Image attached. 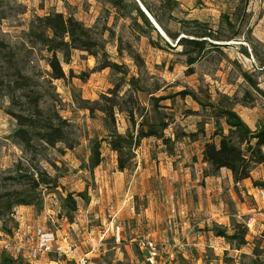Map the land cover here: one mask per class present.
Instances as JSON below:
<instances>
[{
  "label": "rangeland",
  "instance_id": "obj_1",
  "mask_svg": "<svg viewBox=\"0 0 264 264\" xmlns=\"http://www.w3.org/2000/svg\"><path fill=\"white\" fill-rule=\"evenodd\" d=\"M138 1L152 6L173 35L200 32L203 28L193 23L198 21L226 47L208 53L190 67L187 56L191 50L176 46L170 37L161 40L142 21L137 26L130 18L121 17L105 0H0V257L7 230H12L7 235L12 236L41 224L68 238L78 254L92 264H146L147 252L139 245L147 239L159 245L166 261L163 264H264V205L248 193H255L253 181L264 182V167L253 170V181L247 180V186L231 181L227 170L218 172L214 181L218 179L220 190L213 197L207 193L211 181L206 180L213 179L208 176L212 170L200 161L204 135H212L216 128L217 110L213 107L223 98L230 99V106L253 131L264 125V0H174L178 5L172 13L161 8L162 0ZM55 12L75 15L94 27L110 60L129 72L126 82L133 76L138 79L145 90L138 94L145 111L143 117L136 116L137 124L145 117L156 126H168L164 133L167 144L148 138L134 148L138 155L132 171L118 170L117 155L105 142L101 166L93 172L86 169L90 141L106 135L103 115L98 111L92 115L88 108L108 95L123 74L111 69L93 72L101 59L75 51L70 63H63L67 81L51 79L50 55L33 42L29 30L33 19ZM164 40L172 48L166 47ZM130 49L143 62L132 60ZM19 73L31 78L32 89L43 96V108L56 111L70 125L68 139L73 149L64 143L51 147L38 141L34 148L26 149L19 143L15 137L19 125L12 114H32L21 92L15 95L21 98L20 103H12V87ZM80 74L90 77L84 82L78 78ZM129 88L124 83L120 94ZM220 122L226 128L225 122ZM130 127L125 115H117L120 133ZM165 157L171 164L169 170ZM159 158L164 163L161 169ZM186 175L194 182L182 188L178 182ZM42 180L50 183L40 185L34 195L35 206L9 211V204L16 200L13 196L26 194ZM185 190L191 196L190 205L187 200L183 204ZM129 191L134 200L127 202ZM68 193L77 200L75 212L64 208ZM186 204L192 211L180 215V206ZM112 205L121 210L113 222L124 231L120 244L111 231L100 241L110 228ZM211 210L216 211V219L208 214ZM215 230L230 235L246 232L247 244L240 247L236 240L217 237ZM46 259L34 264H49Z\"/></svg>",
  "mask_w": 264,
  "mask_h": 264
},
{
  "label": "trees",
  "instance_id": "obj_2",
  "mask_svg": "<svg viewBox=\"0 0 264 264\" xmlns=\"http://www.w3.org/2000/svg\"><path fill=\"white\" fill-rule=\"evenodd\" d=\"M105 1L118 13H121V17L130 18L135 21L137 26H139V21H142L144 27L156 33L158 38L163 40V37L141 10L137 0ZM140 3L161 27L168 39L170 37L175 43L179 42L178 46H182L186 51L191 50L187 56L188 66L192 67L199 60L206 57L208 53L221 51L226 47L221 43L223 41L217 34L206 30L204 25L198 21L193 23L203 28L200 32H188L186 37L173 35L167 28L163 27L161 19L152 6L141 1ZM177 5L178 2L174 0L161 1V8L171 13ZM29 36L34 43L41 45L50 55L48 65L51 68L50 78L53 80L67 81L68 76L64 71L63 63L69 64L72 53L75 51L85 52L98 60L101 59L98 68L93 72L111 69L116 74H123L121 80L114 83V88L108 92V95L102 96L100 101L93 103L92 107L88 108L92 115L96 111L103 115L106 135L101 140L94 139L90 141L91 156L89 164H86L87 170L93 172L103 163V142L107 143L108 148L117 155L118 170L120 172L132 171L135 168L134 148L139 147L143 140L156 138L167 144L164 137L165 130L168 128L167 124L156 126L145 121V117L143 122L137 124L136 116L143 117L145 111V108L140 104L138 94L145 92V90L139 87L138 79L135 76L126 82L129 72H123L121 66L110 60L105 45L99 38L100 33L94 27L87 26L72 14L66 15L55 12L33 19ZM164 42L166 47L172 48L168 42L165 40ZM1 49H3V45L0 43ZM128 55L135 62H143L142 58L132 49H130ZM70 77L74 78L75 76L70 73ZM89 77L90 74H80L78 76L84 82ZM244 77L255 90L261 92L248 74H244ZM124 83H127L130 88L121 95L120 92ZM12 88V103H20L21 98L16 99L15 95L17 92H21L25 101L24 104L32 112L29 116L12 114L19 125L15 137L24 148H34V141L51 147H55L58 143H64L68 149L74 148V144L68 139L70 125L56 111L43 108V96L32 89L31 78L20 73L17 74V79L14 81ZM191 97L194 100L196 99L194 94H191ZM166 99L161 98V100ZM229 100L228 97L223 98L218 107H213L217 110L214 116L216 128L212 135H204L202 161L212 170L208 176L214 177L218 172L227 170L230 172L235 184H240L247 180L253 181V170L258 166L264 167V125L253 131L230 106ZM119 114L125 115L131 124V127L124 134L120 133L117 128V115ZM220 121L225 122L226 128L222 127ZM49 183L42 180L37 186L29 190L31 194L27 192L26 194L21 193L13 196V199L16 200L9 204V211L18 206H35V193L41 184L48 185ZM253 185L255 188H264V182L253 181ZM78 197L83 199L85 195L79 194ZM63 201L66 210L77 211L78 204L73 193H68ZM11 231L7 230L5 234L9 235L12 233ZM215 231L217 237L236 240L240 247L247 244L245 240L246 232L235 231L234 234L230 235L224 230ZM0 258L1 264H24L26 262L22 258H14L6 252H2Z\"/></svg>",
  "mask_w": 264,
  "mask_h": 264
},
{
  "label": "built area",
  "instance_id": "obj_3",
  "mask_svg": "<svg viewBox=\"0 0 264 264\" xmlns=\"http://www.w3.org/2000/svg\"><path fill=\"white\" fill-rule=\"evenodd\" d=\"M138 155V150L134 151ZM258 204L264 205V188H255V193L250 194ZM127 202L133 201L134 196L129 191L127 194ZM112 222L110 228L104 231L103 237L100 241H103L108 232H112L115 241L120 244L123 240V229L120 225H114L113 222L117 219L118 210L115 205L111 208ZM134 211V205L132 207ZM173 213L176 212L174 208ZM4 241V252L10 254L14 258H22L27 263L34 264L42 258L54 257L56 264H92L87 257L78 254L77 249L73 248L68 238L60 237L59 233L46 227L45 225L35 224L30 226L29 230L23 234L20 231L13 233L12 236H7ZM141 251H146V264H163L164 259L161 254V250L157 242L153 239H147L139 245Z\"/></svg>",
  "mask_w": 264,
  "mask_h": 264
},
{
  "label": "crops",
  "instance_id": "obj_4",
  "mask_svg": "<svg viewBox=\"0 0 264 264\" xmlns=\"http://www.w3.org/2000/svg\"><path fill=\"white\" fill-rule=\"evenodd\" d=\"M96 10L97 11H100L98 8H96ZM65 14V13H64ZM75 16V15H74ZM76 17V16H75ZM78 19V18H77ZM79 20V19H78ZM81 21V20H80ZM169 158H170V160H171V162H172V159H173V157L172 156H169ZM160 159V161H161V163L159 164V167H160V169H161V167L163 166V159H164V161H165V159H167L166 157L165 158H159ZM168 160V161H167ZM166 160V162H165V164H166V169H171L170 168V163H169V159H167ZM200 161H202V156H201V158H200ZM203 162V161H202ZM202 166L204 167V166H206V164H202ZM156 169H157V165H155L154 166ZM208 179L211 181L210 183V185H211V188L210 189H208V194H212V196L213 197H215V196H217L219 193V190H220V186L219 185H217V183H216V181L218 180H216V181H214L215 180V177H213V179H210V177H208V178H206V180L208 181ZM230 179H231V181H233V178H232V176L230 175ZM175 181L177 182V181H179L178 180V178H176L175 179ZM185 181H187V182H185ZM193 182H194V179L193 178H189V176H185V177H180V182H178V185L180 186H182V188H186V187H190V186H192L193 185ZM209 183V182H208ZM216 183V184H215ZM243 185V186H247V185H249L248 184V181H244V182H242V183H240V184H238V186L239 185ZM252 192H255V189H253L252 188ZM249 191V190H248ZM249 194H253V193H251V192H248ZM151 195V194H150ZM150 195H149V197H150ZM183 204L184 203H186V200L189 202V205H190V198H191V196L186 192V190H185V193L183 194ZM181 204V203H180ZM181 207V209H182V213H180V215H184V214H186V212H187V215H189V213H190V211H192V206H190V210L188 209L189 207L187 206V204H186V206H184V205H181L180 206ZM212 212V213H211ZM208 214H210V215H212V219H216V217L218 216L217 215V213H216V211L215 210H211L210 212H208ZM215 214V215H214ZM194 215V214H193ZM217 222V221H216ZM44 260V259H43ZM46 262H49V264H56L54 261H52V259L51 258H47L46 260H45ZM41 264H42V262H41Z\"/></svg>",
  "mask_w": 264,
  "mask_h": 264
},
{
  "label": "water",
  "instance_id": "obj_5",
  "mask_svg": "<svg viewBox=\"0 0 264 264\" xmlns=\"http://www.w3.org/2000/svg\"><path fill=\"white\" fill-rule=\"evenodd\" d=\"M141 10L145 13V15L149 18L150 22L153 24L155 29L159 32V34L166 40L169 41L168 37L164 33V31L161 29V27L157 24V22L153 19V17L149 14V12L146 10V8L137 0ZM179 42L176 43V46H178Z\"/></svg>",
  "mask_w": 264,
  "mask_h": 264
}]
</instances>
